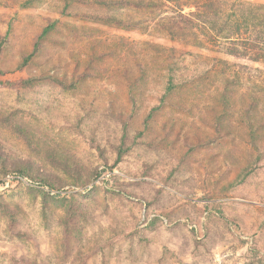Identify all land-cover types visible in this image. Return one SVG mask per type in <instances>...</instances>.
<instances>
[{"label": "rangeland", "instance_id": "obj_1", "mask_svg": "<svg viewBox=\"0 0 264 264\" xmlns=\"http://www.w3.org/2000/svg\"><path fill=\"white\" fill-rule=\"evenodd\" d=\"M145 1L0 0L1 79L75 85L0 87V264H264V61L200 18L264 0Z\"/></svg>", "mask_w": 264, "mask_h": 264}, {"label": "trees", "instance_id": "obj_2", "mask_svg": "<svg viewBox=\"0 0 264 264\" xmlns=\"http://www.w3.org/2000/svg\"><path fill=\"white\" fill-rule=\"evenodd\" d=\"M74 2L87 4L88 2L92 5L97 6H113L118 8H125V9H134V10H143V9H151L159 7L160 5L151 3L145 0H71V3H67L62 11L63 15H66L70 5ZM214 3L212 1L206 2L201 10L202 16L200 18H205L209 20V24H211V30H214L215 35L217 38L224 40L225 42H229V46L226 47L224 53L228 56L233 57H249L255 62L264 61V7H257L255 5L249 4V7L243 2L233 1L231 3V7L233 8V12L230 13L229 10H222L219 11L220 20L214 19L215 14L212 15ZM198 8V6H196ZM200 10V9H197ZM221 10V9H220ZM231 10V9H230ZM194 14V13H193ZM218 14V13H217ZM92 17V14L88 15ZM94 18L97 20H111L114 21L116 24H120L122 26L131 27L133 26L131 23H126L125 21H120L115 19L111 15L106 14H93ZM180 17L185 18V15L179 14ZM58 20H55L48 25H46L39 38L34 44L33 51L25 56L21 62V64L17 67V71L24 70L30 63L31 60L39 53L41 41L46 38L55 28ZM174 25H177L178 22H174ZM178 27V26H177ZM174 28L171 26L170 33L174 34ZM2 45H0V53H1ZM6 72L0 70V87L8 88L14 90L16 92L22 90H28L35 88L39 83L43 82H52L58 84L64 88H74L73 84H66L59 79L54 78L53 76H39V77H28L23 78L15 81H4L1 79ZM170 83V82H169ZM172 86L169 85L167 87V91H172ZM222 97L228 103H230V94L229 90H224L222 93ZM257 106V97L253 96L251 98V102L249 103L248 109H246V113L248 119L250 120L251 126L253 125L252 122V115L254 114V110H256ZM255 115H258L255 113ZM2 120V119H1ZM4 120V119H3ZM254 130V127H252ZM19 135L21 133L17 131ZM253 143L256 146V136L252 135ZM6 158L3 156V153L0 151V168L4 172H9L10 170L7 169V164L5 163ZM106 173L107 171H100L101 173ZM21 174L24 176H31L30 171L27 167H24L21 170ZM102 175V174H101ZM46 183V181H44ZM76 206H69L67 208V217H69V222L77 215ZM68 228V226H66Z\"/></svg>", "mask_w": 264, "mask_h": 264}, {"label": "built area", "instance_id": "obj_3", "mask_svg": "<svg viewBox=\"0 0 264 264\" xmlns=\"http://www.w3.org/2000/svg\"><path fill=\"white\" fill-rule=\"evenodd\" d=\"M104 169L103 168H101V170L100 171H103ZM109 173V172H108ZM103 174H105V173H103ZM110 174V173H109Z\"/></svg>", "mask_w": 264, "mask_h": 264}]
</instances>
